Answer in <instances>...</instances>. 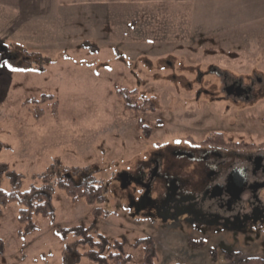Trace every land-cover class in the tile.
Returning a JSON list of instances; mask_svg holds the SVG:
<instances>
[{
  "label": "rangeland",
  "instance_id": "374dc122",
  "mask_svg": "<svg viewBox=\"0 0 264 264\" xmlns=\"http://www.w3.org/2000/svg\"><path fill=\"white\" fill-rule=\"evenodd\" d=\"M62 1L52 6V0L25 5L0 0V144L8 146L0 147V163L20 175L14 183L2 173L0 188L25 191L40 185L43 173L56 164L87 169L85 176L105 185L106 200L99 206L73 201L55 178L56 223L35 216L41 231L24 238L18 236L21 206L12 203L0 214L6 244L0 264H64L66 243L56 229L76 225L124 241L131 264H145L143 247L135 246L142 238L158 246L154 264H229L231 252L264 258V226L252 231L191 225L182 216L166 219L138 204L152 158L185 145L186 136L198 141L218 131L264 140V100L246 111L212 100L221 83L210 72L215 66L236 76L264 77V0H189L123 14L117 12L130 6H110L98 14L94 7L61 6ZM116 88L156 97L157 110L126 109ZM43 94L59 101L57 117L51 101L23 105ZM37 106L45 110L41 118L34 116ZM141 122L151 127L149 138ZM181 165L175 159L163 169L179 174ZM124 174L133 181H125ZM162 193L163 183L156 180L151 196ZM95 207L105 214L94 216ZM75 242L71 235L67 244ZM68 262L89 264L78 253Z\"/></svg>",
  "mask_w": 264,
  "mask_h": 264
},
{
  "label": "flooded vegetation",
  "instance_id": "af4514ba",
  "mask_svg": "<svg viewBox=\"0 0 264 264\" xmlns=\"http://www.w3.org/2000/svg\"><path fill=\"white\" fill-rule=\"evenodd\" d=\"M210 72L221 83L212 100L229 101L244 111L264 100V77L258 73L236 76L215 66ZM187 139L185 145L168 147L152 158L142 176L143 196L138 204L145 205L140 207L174 221L182 216L191 225L252 231L264 226V140H239L218 131L202 140L191 135ZM175 159L183 163L179 174L163 169H170ZM124 179L133 181L128 174ZM156 180L164 186L158 199L151 196ZM140 207L136 206L137 213Z\"/></svg>",
  "mask_w": 264,
  "mask_h": 264
},
{
  "label": "trees",
  "instance_id": "16d2710c",
  "mask_svg": "<svg viewBox=\"0 0 264 264\" xmlns=\"http://www.w3.org/2000/svg\"><path fill=\"white\" fill-rule=\"evenodd\" d=\"M15 58L14 54L12 56ZM115 94L121 99L126 109L136 113H153L157 110V98L149 95L138 96L137 90H129L125 88H116ZM52 103V113L58 116L59 101L54 95L43 94L40 98H29L24 102V106L32 104ZM34 116L41 118L45 114V110L39 106L33 109ZM141 128L145 138L151 136V127L143 124ZM1 148H7L6 144L1 143ZM0 175L7 174L16 182L20 179V175L12 171L7 164L0 163ZM85 168L79 167H64L53 164L43 173L40 185H34L28 190L21 191L13 189L5 191L0 188V214L12 203L18 202L20 204L18 221L20 228L18 230L19 237H28L34 233L40 232L41 229L34 221L35 216H42L49 219L50 224L56 223L57 214L54 206L53 195L54 185L53 181L56 178V186L63 190L66 195L73 201L84 200L89 206L102 205L105 198V185L93 180L92 175H86ZM81 176L80 181H76V177ZM96 217L105 214L100 207H95L92 211ZM57 235L66 243L63 251V263L69 264L68 257L73 253L84 256L89 260V264H131L132 257L128 255L124 248V241H110L104 234L97 231L93 232L91 227L83 225H76L71 228H57ZM71 235H75L76 242L71 245L67 241ZM136 247L142 246L144 249L145 264H154L158 255V246L152 238H142L135 243ZM83 247L86 250L81 253L79 248ZM6 244L0 238V256L5 255ZM229 264H264V258L251 257L239 258L238 254L231 252L227 255ZM182 264V263H176Z\"/></svg>",
  "mask_w": 264,
  "mask_h": 264
},
{
  "label": "crops",
  "instance_id": "0c3cea01",
  "mask_svg": "<svg viewBox=\"0 0 264 264\" xmlns=\"http://www.w3.org/2000/svg\"><path fill=\"white\" fill-rule=\"evenodd\" d=\"M32 0H19V3L22 5H25L30 3ZM54 1V2H53ZM189 0H64L62 1L61 6H67V5H83V6H91L94 7L95 10L97 9L98 14L105 13V9H108L110 6L113 7H121L122 9L125 8V6H130V9L132 10H122L117 12L118 14H123L125 11H133V9H142L144 7H154L159 6L163 4H174L179 2H187ZM52 6H59V0H52L51 3ZM80 7V6H79ZM103 10V13L101 11Z\"/></svg>",
  "mask_w": 264,
  "mask_h": 264
}]
</instances>
